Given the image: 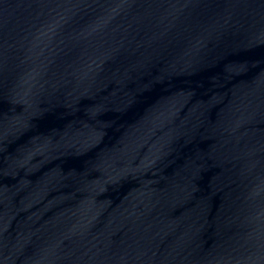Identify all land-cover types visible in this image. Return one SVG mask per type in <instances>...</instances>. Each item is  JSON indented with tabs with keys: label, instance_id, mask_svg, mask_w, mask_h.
Segmentation results:
<instances>
[{
	"label": "water",
	"instance_id": "water-1",
	"mask_svg": "<svg viewBox=\"0 0 264 264\" xmlns=\"http://www.w3.org/2000/svg\"><path fill=\"white\" fill-rule=\"evenodd\" d=\"M0 264H264V0H0Z\"/></svg>",
	"mask_w": 264,
	"mask_h": 264
}]
</instances>
